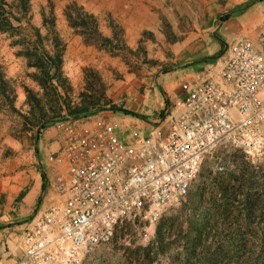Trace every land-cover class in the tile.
Segmentation results:
<instances>
[{
    "label": "rangeland",
    "instance_id": "obj_1",
    "mask_svg": "<svg viewBox=\"0 0 264 264\" xmlns=\"http://www.w3.org/2000/svg\"><path fill=\"white\" fill-rule=\"evenodd\" d=\"M4 1L10 7L8 12H12L15 29L11 31L12 37L0 32V71L8 86L6 93L0 95V182L16 193L3 194L0 205L8 208L11 219L17 220L21 199L19 202L15 199L21 192V177L26 190L39 169L43 168L44 172L46 168L40 164L45 160L44 132L39 140L34 135L37 112L29 104L25 90L43 101L45 118L57 111L50 102L52 95H43L29 77L34 70L27 67L25 58L17 55L20 47L11 45L19 36L34 41L38 32L47 46L53 38L60 39L64 47L62 71L70 86L69 91H59L62 101L70 107L90 102L114 109L90 119L102 118L128 135L140 120L159 117L168 102L167 89L172 84L179 86L186 78L184 71L194 66L197 76L209 69L208 63L224 54L235 39L230 36L233 27L250 15L242 7L253 0ZM69 4H75L96 19L101 35L113 39V51L84 42L64 15ZM253 5L258 7L252 11L264 7V0ZM231 12L237 13L223 21ZM263 17L264 11L259 19ZM224 188H233V195L224 196ZM28 198L34 199L31 195ZM247 200L257 205L250 213L249 225L245 221ZM225 203L236 208L228 222L220 214L223 207L216 208ZM36 209L37 201L32 215ZM233 217L238 221H232ZM206 220L213 236L206 245L211 248L219 244L232 248L240 241L247 248H264V165L253 166L234 147L217 145L206 155L189 194L181 203L167 207L154 221L142 217L124 221L111 240L86 254L82 264H170L169 256L188 246L194 235L192 226ZM159 227L166 230L170 227L172 250L170 255L153 259L149 250L155 248ZM0 264L4 263L0 261Z\"/></svg>",
    "mask_w": 264,
    "mask_h": 264
},
{
    "label": "built area",
    "instance_id": "obj_2",
    "mask_svg": "<svg viewBox=\"0 0 264 264\" xmlns=\"http://www.w3.org/2000/svg\"><path fill=\"white\" fill-rule=\"evenodd\" d=\"M180 90L162 117L128 135L102 118L44 131L52 139L40 164L51 192L22 230L14 264H82L124 221H154L181 203L219 144L264 165V25L255 40L235 38Z\"/></svg>",
    "mask_w": 264,
    "mask_h": 264
},
{
    "label": "trees",
    "instance_id": "obj_3",
    "mask_svg": "<svg viewBox=\"0 0 264 264\" xmlns=\"http://www.w3.org/2000/svg\"><path fill=\"white\" fill-rule=\"evenodd\" d=\"M262 1L263 0H253L242 8L248 9L253 4L261 3ZM7 8H10L9 5L4 0H0V32L6 33L12 37L14 34L11 31L14 30L15 27L12 20V12H8ZM235 13L237 12L227 14L223 18V21L228 20L230 17L235 15ZM64 15L69 25L77 30V32L83 37L86 44L95 45L97 47L113 51V39H109L101 35L98 29L97 21L92 15L84 13L82 9L76 7L75 4L67 5L64 10ZM35 37L36 40L32 41L26 36L21 35L11 45L20 47L17 55L25 58L27 67L34 70L31 74H29V77L37 83L42 90L43 95H52L53 100L50 102L54 103V106L57 109L52 117L45 118V105L43 104V101L34 96L32 91L28 89L25 90L29 104L33 105L37 112V123L34 125V135L38 138V140L41 133L56 122L66 119H86L106 110L115 111L114 109H105L100 106H95V104L90 102H83V104L76 107H70L66 102L64 103L59 91H69L70 86L62 71L64 53L62 42L60 39L55 37L49 42V46H47L38 32L35 33ZM114 37L116 39L115 32L113 33V38ZM215 61L216 58L208 64L212 65ZM7 90V83L4 81L0 71V95H4ZM167 105L168 103L166 102V106ZM117 111H122L127 116L131 115L130 112L125 110ZM159 116H163V111L160 112ZM41 167L42 166L40 165V168ZM39 173L42 179V194L37 200V208L42 202L47 188V180L45 172H43V168L39 169ZM26 191L27 190L20 192L18 197L15 199V202H19L26 194ZM233 192V188H224L222 194L226 197L228 196L229 198L233 195ZM220 207H223L220 214L224 216V221L227 219L226 222H228V217L234 209H236L235 206L227 203L223 204V206H216L217 209ZM246 207L248 215L245 221L247 225H249L250 213L252 209L257 207V205L253 201L247 200ZM232 221L236 222L238 219L233 217ZM4 227L5 226L0 225V229H3ZM209 228L211 227L208 220L201 225H193L192 231L194 232V235L190 238L188 246L186 248H181L180 251H177L173 257L169 256L170 264H264V248H247L245 242L243 241L238 242V244L234 247L232 246V248H225L222 244H219L216 248H211L206 245V241L209 238L213 239L210 232L211 229ZM170 235V227H168L167 230L164 227H159L157 229L154 243L155 248L149 250V252L151 251L154 256L153 259L158 256L170 255L172 250V248H169ZM231 235L233 236V234Z\"/></svg>",
    "mask_w": 264,
    "mask_h": 264
},
{
    "label": "crops",
    "instance_id": "obj_4",
    "mask_svg": "<svg viewBox=\"0 0 264 264\" xmlns=\"http://www.w3.org/2000/svg\"><path fill=\"white\" fill-rule=\"evenodd\" d=\"M255 7H258V5H253L250 8L247 9V12L250 13L249 16L245 17L243 20L240 21V25L237 27H233V33L226 34V38H230V36L234 39L237 37H246L251 40H255L259 34V31L264 24V17L259 19V16L264 11V7H259L255 11ZM230 35V36H229ZM196 67L190 66L186 71H184V76L186 77L183 81L196 76ZM167 98H168V104L172 103L177 97L182 95V92L180 90V84L179 86L176 84H172L170 88L167 89ZM154 119L148 120V121H141L136 125H142L145 127V125L151 123ZM109 122V121H108ZM135 125V126H136ZM52 139L51 135L43 136L42 145L44 146L45 142ZM41 142V141H39ZM42 164V162H41ZM24 178L21 177V192L25 190V182ZM26 194L21 199V211L17 214L16 217L17 220H13L10 218V212L6 206H3V208L0 205V225L5 226L3 229H0V261L4 264H14L16 259L21 254V234L24 227L29 223V221L35 216L36 212L32 215L34 206L36 204V201L42 194V179L40 176V173L35 177V180L33 181V184L26 189ZM16 190H13L12 188H9L7 184L0 182V199L3 194L10 193L11 196L15 195ZM51 192L49 187H47L42 203L40 207L44 206L46 204L47 196ZM33 197L34 199H29L28 197ZM12 199V198H11ZM11 204V200L8 202V206ZM38 213V212H37ZM19 217H21V224L19 221ZM17 224V225H16ZM18 231H21V234L17 233Z\"/></svg>",
    "mask_w": 264,
    "mask_h": 264
}]
</instances>
